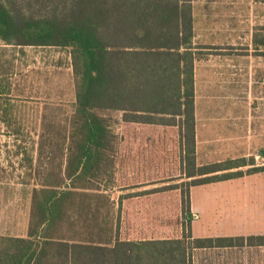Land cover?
Returning <instances> with one entry per match:
<instances>
[{"label": "trees", "instance_id": "trees-1", "mask_svg": "<svg viewBox=\"0 0 264 264\" xmlns=\"http://www.w3.org/2000/svg\"><path fill=\"white\" fill-rule=\"evenodd\" d=\"M193 35L192 0H0V44L66 50L74 80L66 120L44 115L36 148L23 150L36 178L28 223L23 236L0 235V264H192L196 249L264 246V234L192 235L191 189L264 171L253 157L197 165L194 66L206 46L194 45ZM15 66L0 55V93L9 91L4 81ZM0 115L20 134L10 105L0 104ZM134 122L162 127L150 145L166 150L170 141L179 150L172 180L184 182L115 200L128 130L117 133L113 124ZM168 127L177 131L170 140ZM42 158L50 166L40 170ZM175 191L180 212L155 219L180 235L130 237L134 225L122 216L123 198Z\"/></svg>", "mask_w": 264, "mask_h": 264}, {"label": "rangeland", "instance_id": "rangeland-1", "mask_svg": "<svg viewBox=\"0 0 264 264\" xmlns=\"http://www.w3.org/2000/svg\"><path fill=\"white\" fill-rule=\"evenodd\" d=\"M220 3L236 12L235 16L232 15V18L235 17L232 23L238 27L241 39L234 45L206 48H210V53L213 54L224 49L225 53L238 55V72L244 76L246 83L237 99L249 107L245 110L246 113H251L256 104H262L264 108V0H221ZM250 31L256 34L254 38L260 42V49H255L250 40L246 39ZM0 55L7 59L14 58L16 64L4 81V84H9V91L0 93V104L12 107L13 117L22 126L20 134H16L12 125L7 127L0 115V235L23 236L28 223V192L36 182V178L32 176L35 174L30 173L23 150L29 152L31 146L36 148L38 138L35 130L38 129L37 122L44 115L46 119L66 120L74 102V80L70 55L66 50L54 47H4L0 44ZM113 127L117 133H121L119 124L114 123ZM174 130L172 137L177 134L176 129ZM166 136H170V133ZM167 143V149L173 148L170 141ZM121 146L132 149L137 148L138 143L132 139H122ZM146 147H149L148 142ZM262 151L264 152V141ZM35 152L34 150V163L39 166L35 162ZM58 157L59 155L55 163L60 161ZM253 158L256 166H264V154L260 155L257 151ZM42 162L46 166L40 164V170L41 167L50 166L46 159L42 158ZM168 174L176 176L174 171ZM166 176L160 177L159 174V179H164L159 180L156 188L169 182ZM183 180L184 178H178L168 184H179ZM241 181L243 183L240 187L236 183H224L207 187L201 192L198 197L199 205L191 207L193 236L264 234V172L250 176L245 174L237 182ZM113 196L116 198L118 195L114 193ZM180 197V191L173 197L160 196L158 212L175 217L180 212L175 205ZM140 201L126 207L135 217V221H132L134 231L130 237H138L141 233H136L135 228L137 226L139 229L142 225V230L148 237L149 232L155 238L180 235L174 225H158L155 220L150 225L148 221H144L141 216L145 213L146 204ZM192 264H264V246L196 249L193 251Z\"/></svg>", "mask_w": 264, "mask_h": 264}, {"label": "crops", "instance_id": "crops-1", "mask_svg": "<svg viewBox=\"0 0 264 264\" xmlns=\"http://www.w3.org/2000/svg\"><path fill=\"white\" fill-rule=\"evenodd\" d=\"M220 2L221 0H192L194 45L228 46L236 44L241 39L238 27L232 23L235 19L232 15L235 16L236 12ZM255 36L256 34L250 31L246 39L250 40L255 49H260L261 44L254 38ZM225 51L221 49L218 54H213L210 53V48L200 49V52L205 54V58L195 62L194 66L195 155L199 166L241 157H253L257 151L262 155L264 108L262 104H256L253 106V112L246 113L245 110L249 107L237 99L246 83L244 76L238 72V55L225 53ZM174 128L176 127L167 128V132L170 133L169 140L172 139ZM120 130L122 133L128 130L124 133V141L132 139L138 143V146L119 150L118 164L124 184L114 192L118 195L116 198L112 195L115 200L119 196L131 193L155 190L159 180L164 179H159V174L160 177L167 175L165 178L169 182L172 181L170 179L173 176L168 173L175 171V168L178 170L180 166L179 150H176L177 152L170 148L159 150L150 145L162 137L164 132L162 127L156 124L134 122L120 124ZM147 142L149 147H146ZM175 157H177L176 160ZM259 173L247 175H258ZM244 176L194 187L190 190L191 207L195 204L199 205L198 197L207 187L224 183H236L240 187L243 182L237 181ZM167 184L168 181L165 185ZM177 192L179 191L124 197L122 216L134 222L135 217L126 210V207L131 204L135 205L138 200H141L140 202L146 204L145 213L141 218L151 225L152 220L156 222L155 216L159 213L158 205L161 203L159 197L162 195L173 197ZM179 202L180 198L176 203L179 204ZM142 226L139 229L136 226L135 231L146 236ZM148 234L150 238L152 232Z\"/></svg>", "mask_w": 264, "mask_h": 264}, {"label": "water", "instance_id": "water-1", "mask_svg": "<svg viewBox=\"0 0 264 264\" xmlns=\"http://www.w3.org/2000/svg\"><path fill=\"white\" fill-rule=\"evenodd\" d=\"M261 154L263 155V154H264V152L262 151V152H261Z\"/></svg>", "mask_w": 264, "mask_h": 264}]
</instances>
